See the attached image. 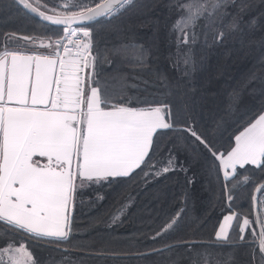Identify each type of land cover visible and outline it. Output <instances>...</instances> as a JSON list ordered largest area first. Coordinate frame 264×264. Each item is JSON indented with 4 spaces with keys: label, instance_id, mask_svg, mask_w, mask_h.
I'll return each mask as SVG.
<instances>
[{
    "label": "snow or ice",
    "instance_id": "obj_1",
    "mask_svg": "<svg viewBox=\"0 0 264 264\" xmlns=\"http://www.w3.org/2000/svg\"><path fill=\"white\" fill-rule=\"evenodd\" d=\"M134 2L0 0V9L14 5L43 25L39 34L0 33V264H45L33 245L61 253L47 264H73L62 246L72 238L73 210L86 190L170 172H183L187 184L203 176L217 187L214 239L137 255L183 247L186 257L161 264H264V93L248 105L234 90L205 120L208 98H196L191 79L204 60L196 46L242 42L257 23L253 6L248 0H168L165 7L174 13L168 39L176 49L168 60L181 72L173 80L153 69L152 46L134 34L101 50L95 26L110 24ZM259 43L264 51V35ZM144 73H154L152 89L141 87L148 83ZM242 188L251 189L248 213L233 207ZM181 215L152 239L173 230ZM241 249L247 250L244 262L236 259Z\"/></svg>",
    "mask_w": 264,
    "mask_h": 264
},
{
    "label": "trees",
    "instance_id": "obj_2",
    "mask_svg": "<svg viewBox=\"0 0 264 264\" xmlns=\"http://www.w3.org/2000/svg\"><path fill=\"white\" fill-rule=\"evenodd\" d=\"M248 2L253 6L252 12L257 23L247 30L242 42L240 38H229L218 47L207 48L202 44L196 46L197 58L203 56L204 60L191 79L192 86L196 89V98L202 95L208 98L205 120L211 119L212 111H219L226 106L228 97L234 90L239 92L241 99L248 105L253 100L258 101L264 93V64L261 62L264 51L259 43L264 35L260 15L264 12V2ZM4 3L9 4L10 0H4ZM167 3L168 0H135L132 8L110 24L102 21L96 25V40L101 50L134 34L140 43L152 46L153 69L166 71L175 80L181 72L173 69L168 60L169 54L176 49L168 39L174 13L165 7ZM114 28L130 31L116 32ZM12 31L25 35L39 34L43 31V25L23 10L18 11L13 5L10 9H0V33ZM105 68L109 72L116 70L107 64ZM143 78L148 83L145 85L141 81V87L152 89L154 73H144ZM224 135L227 137L228 132ZM259 175L256 174L257 180ZM188 176L191 177L192 173L189 172ZM217 191V187L214 184L210 186L203 176H198L191 184H187L183 172L146 178L143 173H139L132 181L124 179L121 183L95 186V190H86L78 198L77 207L73 210L72 238L62 246L68 248L64 255L73 264H161L167 257L179 260L188 255L183 247L174 248L171 253L165 252L162 256L137 254L164 244L189 240L210 244L214 239V228L218 226L221 207L215 200ZM250 192V188L237 190L233 205L236 210L249 212ZM178 211L182 215L177 218L174 229L153 240L155 233ZM33 246L45 264L50 256L57 259L61 256L59 252H51L52 245ZM219 251L220 249H208L211 253ZM246 252L245 249L239 250L236 259L246 261ZM215 258L210 257V262Z\"/></svg>",
    "mask_w": 264,
    "mask_h": 264
},
{
    "label": "water",
    "instance_id": "obj_3",
    "mask_svg": "<svg viewBox=\"0 0 264 264\" xmlns=\"http://www.w3.org/2000/svg\"><path fill=\"white\" fill-rule=\"evenodd\" d=\"M24 12L27 13L26 11H24ZM27 14H29L30 16H32V17H34L35 19L38 20V18H36L33 14H31V13H27Z\"/></svg>",
    "mask_w": 264,
    "mask_h": 264
}]
</instances>
